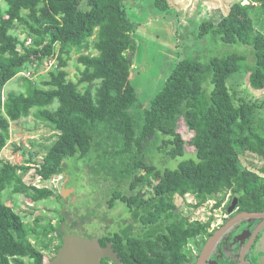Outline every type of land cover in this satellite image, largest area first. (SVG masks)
I'll list each match as a JSON object with an SVG mask.
<instances>
[{"label":"trees","instance_id":"obj_1","mask_svg":"<svg viewBox=\"0 0 264 264\" xmlns=\"http://www.w3.org/2000/svg\"><path fill=\"white\" fill-rule=\"evenodd\" d=\"M123 1L0 0V151L10 138V124L31 114L58 132L36 169L42 180L63 174L67 159L92 161L93 151L99 148L102 153L96 158L93 174L115 183L101 194L102 200L109 194L111 209L119 201L125 203L131 215L144 218L148 232L171 233L165 241L170 251L163 254V260L146 253L134 257L141 264H169V257L170 263H175L188 241L208 233L213 220L187 224L176 212L175 197L193 196L196 203L191 206L197 209L231 192L245 211H264V117L255 104L237 105L226 86V80L239 73L246 60L238 53L213 58L208 66L198 57L179 60L149 108H143L131 84L136 26ZM246 1L249 3L232 4L218 23L200 22L198 37L211 35L226 46L251 47L254 66L248 65L247 82L259 91L264 89V34L256 33L251 13L256 9L264 15V0ZM155 3L167 8L166 0ZM19 28L31 39L28 46L11 33ZM72 54L82 67L76 81L68 79ZM43 64L49 71L38 82L31 80L35 74L23 77L25 92L3 97L5 86L26 66ZM208 69L209 94L203 89ZM181 122L193 133L188 142L178 132ZM186 146L193 148L194 158L178 162L174 169L148 165L153 151L176 160L186 155ZM245 153L259 159L258 172L242 166L240 159ZM18 172L17 166L0 159V194L11 189L30 204L59 199L49 189L25 183ZM150 176L156 179L151 185L154 195L144 201L138 187ZM90 182L95 183L93 179ZM97 184V195L101 196ZM121 186L138 192L122 196ZM221 204L222 200L215 208ZM40 229L38 220H34V227L29 226L25 216L0 199V264H27L24 259L29 264H49L53 258L45 257L42 251L51 242L41 249L33 242L39 239ZM53 231L60 244L58 251L63 237L58 225L46 229L44 237ZM118 236L109 238L116 251Z\"/></svg>","mask_w":264,"mask_h":264},{"label":"rangeland","instance_id":"obj_2","mask_svg":"<svg viewBox=\"0 0 264 264\" xmlns=\"http://www.w3.org/2000/svg\"><path fill=\"white\" fill-rule=\"evenodd\" d=\"M167 8L158 7L155 0H124L123 6L128 18L135 24L136 29L133 32V37L136 41V58L131 77V84L134 87L139 104L143 108H149L152 99L164 86L167 77L173 70L175 64L179 60L186 58L198 57L200 62L208 66L213 58H222L228 54L238 53L246 56L245 62L242 63V70L239 73L231 75L226 80V86L230 94L234 98L237 105L242 102L255 104L261 118L264 117V89L253 90L247 82L248 68L254 66L251 47L245 45L226 46L220 40L213 39L211 35L205 38L198 37V25L204 20H209L218 23L228 12L230 6L234 3L243 2L248 4L246 0H166ZM4 6V4H1ZM251 17L255 22L256 33L264 34V15L255 9L251 13ZM19 28L11 33L19 38L21 42H25L28 46L31 42ZM77 55L72 54L69 61L67 71L68 79L76 81L78 77V69L82 67L76 63ZM248 65H251L248 67ZM49 71V67L45 64L41 66L28 65L24 72L18 74L11 80L3 90V97L10 92L24 93L25 86L22 80L26 73L35 74L32 81L38 82L39 77L45 75ZM203 89L207 94L210 93L212 86L210 84L211 72L210 69L205 73ZM57 106L55 103L50 109L53 110ZM33 109L32 112H35ZM178 132L183 140L189 141L193 133L189 131L184 123L178 124ZM58 132L47 123L37 120L34 115L28 118L21 119L10 124V138L6 146L0 151V159L19 168V174L25 183L34 185L39 188H46L53 192V195L59 199H51L49 201H41L36 204H30L24 195H16L11 189H7L0 194L2 203L9 206L21 215L26 217V223L34 227V220H38L41 225L40 237L33 242L41 249V246L51 242L47 250L42 251L45 257L53 258L57 251L59 242L55 231L47 237H44L46 229L50 226H57L63 230H68V234L77 229L81 233H96L99 232V224H91L90 218L86 216L87 211L91 208L90 205L99 204L102 202V193L108 187L114 185L112 179L103 181V178L94 175L93 170L97 167V159L102 153L99 148L93 151L94 159L87 162L86 159L75 160L67 159L68 165L66 171L49 181H44L36 176V169L43 162L47 151L53 146ZM193 148L186 146V155L179 157L176 160L169 157H163L160 153L152 155L148 158V165L154 164L157 169L164 168L174 169L178 162L185 159L194 158ZM97 158V159H96ZM240 162L242 166L251 171L258 172L261 165L259 159L251 154L245 153L241 156ZM98 185L100 195L98 196ZM146 182L153 185L154 179H146ZM125 186H121L124 188ZM146 195H152L151 186L144 188ZM233 197L231 192H226L216 196L212 201L198 209H192L185 205L195 203L193 196L185 198L175 197L174 202L177 210L190 218L191 220L200 219L206 221L211 216L214 217L212 225L222 223V218L225 214V209L228 201ZM224 196V197H223ZM222 200L220 208H215L216 203ZM113 214H121L117 211ZM113 214L111 218L118 220ZM124 214L122 219L126 217ZM71 217L70 221L63 217ZM86 216V218H85ZM74 226V227H73ZM69 227V229H68ZM116 226H110L108 231H112ZM67 234V235H68ZM25 263L29 264L28 259H24Z\"/></svg>","mask_w":264,"mask_h":264},{"label":"flooded vegetation","instance_id":"obj_3","mask_svg":"<svg viewBox=\"0 0 264 264\" xmlns=\"http://www.w3.org/2000/svg\"><path fill=\"white\" fill-rule=\"evenodd\" d=\"M152 178L156 182L154 176L149 177V179ZM147 186H151V183L146 182V184L141 186V188L138 187L141 189L140 196L144 199V201L149 200V198H152L154 195V190L152 187V195H146L144 188ZM130 188L131 186L122 188V196L131 195L132 192L137 194V190H130ZM108 195L109 194L106 195L104 201H100V209L97 207L98 204L96 203L90 205L91 208L89 211H87L88 213H91L88 216V218H90V223H96L100 225L99 232L93 234L86 232L81 233L75 229L68 234V230H63V228H61L63 236L67 234V236L76 234L82 238L90 240L97 239L98 243L103 248L111 244L113 252L116 253L118 257L117 264H141L137 261L134 255L136 256V254L139 255L144 253L155 260H163V254H166L170 251V248L165 247V241L167 243L166 237H170L171 233L167 231L164 232L162 230L148 232V227L143 222L144 218L141 216L134 217L131 215L126 209L125 203L119 201V204L111 209ZM229 197H231V195H229ZM235 198L237 199L236 206L234 210L229 213L228 209ZM185 200H187L186 197ZM191 204H186L185 202L187 207L194 209ZM117 211H120L121 214H113ZM176 212L187 221V224L195 222L206 223L209 220L207 219L206 221H201L198 218H193L191 220L187 216L183 215L180 210L176 209ZM249 213L262 214L264 211H245L242 209V205L240 204L238 198L234 196L231 197L226 206L225 214L221 219L222 223H217L215 225H212L211 223L207 234L199 235L188 241L182 250V255L175 263H170L172 259L169 257V264H264V217H243L239 219L229 227L225 228L217 240L206 250L210 239L217 231H221L224 226H226L236 217ZM111 214L114 216L116 215L115 217L118 218V220L115 221L113 218H111ZM124 214L127 215L122 219ZM211 217L218 218L216 215ZM70 219L71 217L67 219L68 222ZM171 220L172 218H169V222ZM114 225L116 228H114L112 231H108L110 226L114 227ZM116 233L119 234L118 251H116L114 248V242L109 240V238H114L113 235ZM101 264H115V262L108 258H104L101 260Z\"/></svg>","mask_w":264,"mask_h":264},{"label":"water","instance_id":"obj_4","mask_svg":"<svg viewBox=\"0 0 264 264\" xmlns=\"http://www.w3.org/2000/svg\"><path fill=\"white\" fill-rule=\"evenodd\" d=\"M236 203L237 199L235 198L228 209L229 213L234 210ZM243 217H264V213H249L236 217L224 226L221 231H217L213 235L206 250L217 240L225 228L229 227ZM104 258L113 260L115 264L118 263L117 254L113 252L111 244L103 248L98 243L97 239L90 240L73 234L72 236L65 235L62 237V245L49 264H101V260Z\"/></svg>","mask_w":264,"mask_h":264},{"label":"built area","instance_id":"obj_5","mask_svg":"<svg viewBox=\"0 0 264 264\" xmlns=\"http://www.w3.org/2000/svg\"><path fill=\"white\" fill-rule=\"evenodd\" d=\"M25 77H27V78H31V74H30V72L27 74L26 73V75H24ZM188 196V195H187ZM186 197V196H185Z\"/></svg>","mask_w":264,"mask_h":264},{"label":"bare ground","instance_id":"obj_6","mask_svg":"<svg viewBox=\"0 0 264 264\" xmlns=\"http://www.w3.org/2000/svg\"><path fill=\"white\" fill-rule=\"evenodd\" d=\"M54 63V62H53Z\"/></svg>","mask_w":264,"mask_h":264}]
</instances>
